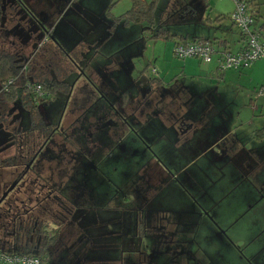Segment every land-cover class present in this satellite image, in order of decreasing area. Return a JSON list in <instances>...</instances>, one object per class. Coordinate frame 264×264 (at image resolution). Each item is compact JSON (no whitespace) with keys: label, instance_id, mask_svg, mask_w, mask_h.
I'll return each mask as SVG.
<instances>
[{"label":"flooded vegetation","instance_id":"obj_1","mask_svg":"<svg viewBox=\"0 0 264 264\" xmlns=\"http://www.w3.org/2000/svg\"><path fill=\"white\" fill-rule=\"evenodd\" d=\"M100 7L104 0L95 3ZM81 12L79 0H0V80L14 70L0 81V137L8 134L0 139V249L28 251L43 264H162L174 235L195 232L202 217L220 229L201 199L230 169L225 145L202 149L195 142L196 132L224 118L223 95L178 80L138 81L143 70L130 78L118 67L107 71L116 78L96 82L69 24ZM75 72L93 83L85 80L77 95L68 81ZM97 86L105 90L92 97ZM58 92L65 98L52 117ZM169 191L191 201L189 220L161 203ZM170 249L197 262L178 242Z\"/></svg>","mask_w":264,"mask_h":264},{"label":"crops","instance_id":"obj_2","mask_svg":"<svg viewBox=\"0 0 264 264\" xmlns=\"http://www.w3.org/2000/svg\"><path fill=\"white\" fill-rule=\"evenodd\" d=\"M246 1L250 2L249 0ZM114 3L115 1L111 4ZM110 5L96 9L95 16L89 17L87 20L82 18L79 20L74 19L69 22V24L71 23L75 26L78 32L77 34L81 38L78 40L77 44L81 50L80 57H82L87 47V44H82L84 42L83 35L86 34L85 36L87 37L91 36L98 31L99 25L110 26L111 32L109 39L101 38L99 33L97 36L93 37L96 42H101L102 45L99 47L91 45V48L94 50L92 53L93 55L86 64L90 73H94L93 64L96 69H99L101 72H107L108 70L113 72L117 67L120 69L119 71L123 70V67L116 61L107 58L105 54L102 55L104 52L108 51L109 53L107 54L110 57V55H113L114 52L120 48L119 46L123 41L130 38V36H125L124 33L121 37L123 41L114 40L118 33L123 32V28L115 25L116 17L111 18L105 15ZM84 21L89 22L93 27L84 23ZM255 22L257 26H264V23L258 22L257 18ZM64 24H68L67 21H65ZM124 26L125 31H131L129 24ZM65 29H67V27L63 26L60 30L64 32ZM114 33L116 34L114 35ZM138 33V30H135V36H137ZM216 39H219L221 44L226 48L231 47L228 43V38ZM185 40V42L188 41L186 38ZM79 41H81V44ZM232 41L234 42L233 45L237 47L236 49L238 50L242 45L241 35L238 33L235 40ZM176 42L177 41L173 42V45ZM106 49L107 51H105ZM186 59H184L185 63L188 61ZM258 62H264V60H258L249 68L242 71L231 69L228 71H231L230 73L238 72L239 74L247 72L253 77L258 70V66L255 65ZM210 67H213V71L214 69L216 71V65L209 66V68ZM224 73H227V71H224ZM85 82L84 80V83ZM263 82L264 75L258 83ZM94 96H97L95 92L92 97ZM222 100L225 103L224 107H226L224 118L212 119V125L209 126V128L200 133L196 132L197 141L195 142V144L198 145L195 146V148L201 147L202 149H213L216 143L225 145V158L227 159L228 165H230V167H228L230 169L228 173L224 174L222 181L216 186L213 185L215 189H213L214 192L210 193L206 198L201 199L202 204L214 217L220 229H218L207 216L202 217L201 224L197 227L198 230L195 232L194 230L188 229L174 235L172 242L170 241L169 243V250L163 248L161 256L158 258V263L162 262V264H166L169 259H172V263L174 264H264V163H260L258 155V153H261L263 158L260 160H264V153L259 150V146L263 145L262 142H264V126L251 130L248 127L244 128L236 124V121H239L240 118H238V111L234 109L233 102L229 101L227 98H223ZM211 109V106L205 110L203 109L205 113L204 116L207 115V113L209 114ZM201 111L202 108L200 111L196 112L200 113ZM215 134L217 139L213 138ZM179 160L183 161V159ZM190 161L195 162L196 158L193 157ZM169 192L170 193L162 195L161 203L179 210V214H181L179 215L180 219L183 218V216H188L185 217V221L189 220V216L194 215L193 212L191 213L189 211V203L191 204V201L188 198L177 195L175 192ZM248 215L249 217H247ZM244 218H247V223H241ZM177 242L181 244L182 248L189 249L196 255L195 258L197 262L193 259L189 261V259L175 257L170 248L175 246ZM5 251L9 252V250ZM112 262H114V264H124L120 260H112ZM112 262L111 264H113Z\"/></svg>","mask_w":264,"mask_h":264},{"label":"rangeland","instance_id":"obj_3","mask_svg":"<svg viewBox=\"0 0 264 264\" xmlns=\"http://www.w3.org/2000/svg\"><path fill=\"white\" fill-rule=\"evenodd\" d=\"M79 1L82 9L81 13L86 17L84 18L83 16L84 20L95 16L94 7L98 0ZM113 1H115V3L111 4ZM249 1L254 5L258 22L264 23V0ZM106 5L110 6H108L109 8L105 15L115 18L130 8L131 0H104V6ZM234 6L233 0H158L155 8V25L161 20V25L169 32L175 33L177 36H183L188 41L198 38L214 39V41H217L216 38L226 37L231 46L228 49L230 51H236L237 47L233 45L234 42L232 40H235L239 32L227 16L228 13L234 9ZM216 17H219V20H215ZM84 23L93 27V25H90L87 21H84ZM115 25L123 28V32L118 33L114 40L123 41L121 37L124 33L125 36H130V38L123 41L119 46L120 48H118L113 55H110V57L107 54L109 53L107 49L105 50L107 52L103 51L104 53L102 55L105 54L107 58L116 61L120 66L125 68L130 78L137 77L139 71L143 70L138 81H143L144 77L145 80L153 77L158 78L162 82L178 80L184 84L195 86L198 89L204 88L206 90L207 87L210 86L211 89L216 91V94H222L223 98H227L229 101L233 102L234 109L238 111V118H240L239 121H236V124L244 128L248 127L251 130L264 126V96L256 97L258 88L263 84L258 82H260V79L264 75V62L255 64L258 66V70L253 77L247 72L239 74L238 72L230 73L231 71L228 70H226L227 73L223 72V74L217 71V69L213 71V67L209 68V66L216 65L215 58L208 64L193 57H188L186 63L183 59L177 58L172 51L173 42L178 40L176 38L152 39L149 37V34H144L141 37L140 32L135 36L134 30L125 31V26L121 23H116ZM98 28V31L89 37L85 36L86 34L83 35L84 42L82 44H87L82 55L84 60L80 61L83 65H86L93 55L92 53L94 50L91 48V45L96 47L102 45L101 42H96L93 37L97 36L98 33L101 38L109 39L110 37V26L99 25ZM115 34L116 33H114V35ZM79 43L81 44V41H79ZM76 44L77 42H74L72 47ZM93 68L94 73H91L90 76L91 79L96 82L99 80L110 81V79L116 78L112 73L100 72L99 69H96L94 64ZM153 70H155V72H153ZM78 73L79 72L71 73L68 78V81L75 85L72 93L73 95H77L79 87L85 85L83 80L85 76H80ZM91 79H85L87 81V87L93 85ZM117 83L120 85L122 84L120 79ZM86 89L87 88H83V90ZM104 90V88L98 86L94 88V92L97 96L101 94V91L104 92ZM79 94L82 95V92H79ZM64 98L65 96L62 93H57L53 103L56 105L57 111L53 115H51V112H48L49 116L53 117L60 112V109L62 110L61 106ZM46 110H48L47 107ZM23 113L25 116L27 115V111H23ZM1 134L3 135L0 139L4 138L8 140L7 133ZM101 184L100 190L104 185L103 180ZM105 200L106 197L102 195L98 196L99 205L104 204ZM247 217H249V215ZM241 223H247V218H244Z\"/></svg>","mask_w":264,"mask_h":264},{"label":"built area","instance_id":"obj_4","mask_svg":"<svg viewBox=\"0 0 264 264\" xmlns=\"http://www.w3.org/2000/svg\"><path fill=\"white\" fill-rule=\"evenodd\" d=\"M234 9L228 14L232 24L242 37V45L236 51H230L219 40H192L176 42L173 53L177 58L193 57L203 63H211L215 58L216 69L242 71L258 60H264V26L256 25L255 8L246 0H233ZM155 72V70H153ZM36 97L42 95L39 83L34 84ZM264 96V82L258 88L256 97ZM0 264H43L40 258L33 254L7 252L0 249Z\"/></svg>","mask_w":264,"mask_h":264},{"label":"trees","instance_id":"obj_5","mask_svg":"<svg viewBox=\"0 0 264 264\" xmlns=\"http://www.w3.org/2000/svg\"><path fill=\"white\" fill-rule=\"evenodd\" d=\"M131 1H132L131 7L128 10H126L124 13L116 17L115 19L116 23H121L123 25L129 24L132 30L134 31L138 30V32H140L141 37L144 34H149V37L152 39H159V38L169 39L172 37L178 39L177 42L186 41L183 36H177L175 33H171L166 28H164L163 25H161L162 24L160 22L161 20H159V23L157 25H155V8L158 0H148V1L131 0ZM215 20H219V17H216ZM196 40H206V39L198 38ZM13 73L14 70L4 71L0 81H5L6 78L12 75ZM36 80H38L39 83L44 86V88L49 89L51 92H54L55 89L57 88L54 82H52V84L47 85L41 79H36ZM69 88H70L69 85L61 86V89L65 90L66 92L69 91ZM9 98H11V96H9ZM23 253L31 254L28 251H24Z\"/></svg>","mask_w":264,"mask_h":264}]
</instances>
